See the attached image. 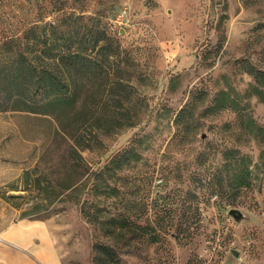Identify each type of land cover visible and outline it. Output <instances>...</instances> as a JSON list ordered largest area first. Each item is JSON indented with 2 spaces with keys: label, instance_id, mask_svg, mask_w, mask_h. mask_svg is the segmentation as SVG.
Wrapping results in <instances>:
<instances>
[{
  "label": "rangeland",
  "instance_id": "1",
  "mask_svg": "<svg viewBox=\"0 0 264 264\" xmlns=\"http://www.w3.org/2000/svg\"><path fill=\"white\" fill-rule=\"evenodd\" d=\"M83 7L88 14L104 9L123 49V71L113 72L125 82L104 95L96 114L69 110L63 120L80 123L74 134L93 146L83 152L93 170L135 143L138 155L113 179L120 199L111 198L109 207L139 217L145 228L151 221L146 231L168 228L159 243L117 248L115 264H264L262 146L246 140L235 111L213 110L226 91L264 125V103L247 94L255 81L241 68L242 59L257 63L262 56L256 53L264 47V0H86ZM190 102L189 131L176 133V115ZM129 121L138 125L118 128ZM63 134L52 117L0 112V238L17 224L13 233L30 235L38 262L93 264V247L104 238L77 206L63 202ZM243 143L258 164L254 187L236 199L208 197L222 151ZM232 209L242 212L241 221ZM195 215V232L176 238V227Z\"/></svg>",
  "mask_w": 264,
  "mask_h": 264
},
{
  "label": "trees",
  "instance_id": "2",
  "mask_svg": "<svg viewBox=\"0 0 264 264\" xmlns=\"http://www.w3.org/2000/svg\"><path fill=\"white\" fill-rule=\"evenodd\" d=\"M85 1L0 0V112H28L56 119L69 144L64 160L63 202L77 206L84 221L93 225L104 238L93 247L96 252L93 264H115L117 248L133 244V249H137L145 242L159 243L168 228L159 225L160 228L152 226V231H146L154 225L151 221L145 228L138 223L139 217L131 220L126 211L109 207L111 198L120 199V189L112 184L113 179L138 155L135 143L117 160L112 159L93 170L83 156V152L91 151L93 146L74 134L80 131V123L63 120L69 110L81 113L84 109L96 114L102 107L104 95L114 85L123 86L125 82L120 77L116 79L113 72L115 69L123 71L124 60L116 32L107 21L104 9L88 14L83 7ZM53 14L56 16L49 19ZM256 54L262 55L257 63L247 57L241 60V68L255 81L247 94L264 103V47ZM215 101V112L235 111L236 126L247 141L259 142L263 160L264 125H258L251 112L240 107L226 91L216 96ZM190 107L191 102L177 113L176 133L189 131L185 118ZM137 125L136 121H129L118 128ZM246 146L243 143L224 148L222 164L208 179V197L236 199L254 187L258 164L243 151ZM201 203H194L195 211H200ZM200 220L195 215L186 220L185 226L178 225L176 238H189ZM127 231L132 234L129 241Z\"/></svg>",
  "mask_w": 264,
  "mask_h": 264
},
{
  "label": "crops",
  "instance_id": "3",
  "mask_svg": "<svg viewBox=\"0 0 264 264\" xmlns=\"http://www.w3.org/2000/svg\"><path fill=\"white\" fill-rule=\"evenodd\" d=\"M16 226L17 224L9 226L6 230L3 231L1 235L0 264H46L43 261L38 262L36 260V258L41 256V253L36 251L37 254H33V251H35V242L27 232L20 231L17 233L16 231L15 233H13L12 230L15 229ZM12 236L17 237L18 241L19 238H22L27 243L23 245L15 242L13 241ZM38 243H40V241ZM44 257L45 260L48 261V263H51L47 255H45Z\"/></svg>",
  "mask_w": 264,
  "mask_h": 264
},
{
  "label": "water",
  "instance_id": "4",
  "mask_svg": "<svg viewBox=\"0 0 264 264\" xmlns=\"http://www.w3.org/2000/svg\"><path fill=\"white\" fill-rule=\"evenodd\" d=\"M230 215L234 216V218L236 220H238V221H241L242 218L244 217L243 214H242V212L240 210H238V209H232L230 211ZM233 254L236 255V256H238V252L237 251H233Z\"/></svg>",
  "mask_w": 264,
  "mask_h": 264
}]
</instances>
